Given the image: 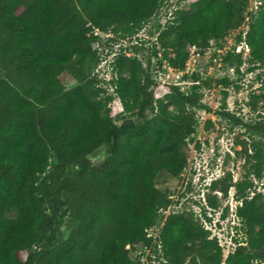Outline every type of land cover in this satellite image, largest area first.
<instances>
[{"label":"trees","instance_id":"1","mask_svg":"<svg viewBox=\"0 0 264 264\" xmlns=\"http://www.w3.org/2000/svg\"><path fill=\"white\" fill-rule=\"evenodd\" d=\"M164 1L0 0V264H140L131 253L137 245L161 250V264L189 256L221 264L218 240L189 213H168L158 233L150 232L171 203L160 185L183 171L197 110L207 109L199 74L189 91L157 82L151 57L143 60L134 48L112 61L115 78L98 76L101 35L133 36ZM187 1L157 33L159 62L182 70L191 46L203 54L212 38L250 18L241 40L249 61L264 63V0L251 15L248 0ZM243 51L226 57L229 70L240 67ZM118 109L130 113L120 123ZM253 128L264 133L262 124ZM102 145L107 155L98 172L89 155ZM230 186L220 188L224 195ZM239 199L245 239L225 264L261 262L264 197ZM66 216L75 222L67 235Z\"/></svg>","mask_w":264,"mask_h":264},{"label":"rangeland","instance_id":"2","mask_svg":"<svg viewBox=\"0 0 264 264\" xmlns=\"http://www.w3.org/2000/svg\"><path fill=\"white\" fill-rule=\"evenodd\" d=\"M188 4L187 0H165L158 12L131 37L121 38L110 32L101 35L95 43L103 58L98 76L99 79L115 78L112 61L120 53L133 55L134 48L143 60L151 57L149 71L157 82L178 84L182 90L189 91L194 74H199L201 102L207 109L197 110L198 124L187 140V162L183 171L177 178L167 179L160 185L170 193L171 203L150 232L158 233L168 213H189L207 229L209 237L218 240L223 252L221 264H225L227 255L235 250L236 242L245 239L244 221L237 215L241 204L239 195L261 193L264 197V133L253 128L262 124L264 129V63H251L243 51L240 67L233 71L227 67L226 57L235 50L249 28L250 18L222 37L212 38L203 54H198L191 46L182 70L170 67L166 60L159 62L161 51L153 55L157 33L174 24L175 11L187 8ZM255 5L258 4L254 0H248L245 13H254ZM108 36L113 40L107 39ZM168 53L173 55L171 50ZM224 111L239 117L243 123L236 124L224 116ZM129 115L118 109L114 118L120 123ZM106 155V145L89 155L96 171L102 170ZM216 180L217 187L212 188L210 184ZM229 181L231 186L224 195L220 188ZM74 225L75 222L66 216L62 225L64 234L67 235ZM131 253L133 257H140V264H161L164 259L161 250L149 252L141 245ZM183 264H198V261L189 256ZM253 264H264V260Z\"/></svg>","mask_w":264,"mask_h":264},{"label":"built area","instance_id":"3","mask_svg":"<svg viewBox=\"0 0 264 264\" xmlns=\"http://www.w3.org/2000/svg\"><path fill=\"white\" fill-rule=\"evenodd\" d=\"M254 2L256 4H259L260 1L259 0H254ZM257 7V5H255ZM96 33V32H95ZM194 48V47H193ZM240 50H244L245 52H248L249 51V46L248 44L244 41V40H241L239 42V44L236 46L235 48V51H240Z\"/></svg>","mask_w":264,"mask_h":264}]
</instances>
